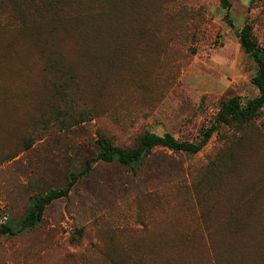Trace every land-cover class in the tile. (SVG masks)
I'll list each match as a JSON object with an SVG mask.
<instances>
[{"label": "rangeland", "instance_id": "374dc122", "mask_svg": "<svg viewBox=\"0 0 264 264\" xmlns=\"http://www.w3.org/2000/svg\"><path fill=\"white\" fill-rule=\"evenodd\" d=\"M131 2L0 0V264H231L235 237L264 226V106L198 153L99 157L103 141L134 150L146 133L198 143L223 103L256 98L239 33L251 25L264 47V0ZM123 23L136 52L121 40L114 60H126L83 46L84 31Z\"/></svg>", "mask_w": 264, "mask_h": 264}, {"label": "trees", "instance_id": "16d2710c", "mask_svg": "<svg viewBox=\"0 0 264 264\" xmlns=\"http://www.w3.org/2000/svg\"><path fill=\"white\" fill-rule=\"evenodd\" d=\"M105 1L113 6L119 3L128 2V0ZM131 3L132 2L130 0V5ZM223 4L227 5V0H223ZM124 15L127 17L122 18L121 22L135 20L139 17L137 16L138 14ZM117 21L119 22L120 19ZM96 29H89V31H84L82 34L83 46L84 43L87 44L89 51H91V55L102 56L103 54L110 63L113 62L114 58L117 54H119L121 47L124 49L121 50L120 54H129V52L134 54L136 52V49H126L130 41V33L135 30L131 24H121L118 28V32L117 30H114L113 32H106L102 30L98 31ZM104 38L108 41H115L118 39L117 45L119 44V46L116 47V45L115 48L111 50L107 47V49L103 52L101 51L100 54V50L96 49V47L100 44L103 45ZM239 39L244 52L251 56L258 66L257 73L252 79L254 86L259 91V95L256 98L246 102L244 106L237 98L230 99L229 101L223 103L213 125L203 132L202 138L198 143L180 142L169 134L158 136L153 133H146L139 146L134 150L122 151L103 141V148L99 157L107 162L118 160L121 164L130 166L141 163L144 156L155 147H166L174 151L183 150L188 153H198L209 143L213 134L219 127L232 123H247L252 121L257 116L260 109L264 106V47L258 45L253 35V28L249 24H246L242 28L239 33ZM121 40L124 41V44L120 47ZM115 60L114 62L118 64L126 59H121L120 62ZM90 163L91 162L88 163L87 168L81 173L72 174L66 187L53 190L48 195L40 197L37 200L30 219L24 223V227H31L40 221L46 204L52 202L53 200L67 196L79 177L84 173H87L91 165ZM253 217L256 218V216ZM255 222L254 226L245 229L242 233L235 237L233 242L230 243V246L232 243L234 246L236 245V250L232 248L235 253L232 256L234 260H231V264H264V226H262L260 221H257L256 219Z\"/></svg>", "mask_w": 264, "mask_h": 264}]
</instances>
